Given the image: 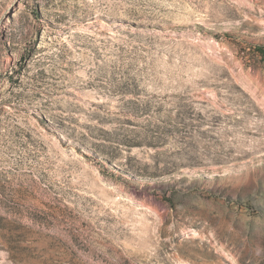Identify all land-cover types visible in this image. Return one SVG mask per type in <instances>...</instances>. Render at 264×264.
I'll use <instances>...</instances> for the list:
<instances>
[{
  "label": "rangeland",
  "instance_id": "obj_1",
  "mask_svg": "<svg viewBox=\"0 0 264 264\" xmlns=\"http://www.w3.org/2000/svg\"><path fill=\"white\" fill-rule=\"evenodd\" d=\"M0 264H264V0H0Z\"/></svg>",
  "mask_w": 264,
  "mask_h": 264
}]
</instances>
